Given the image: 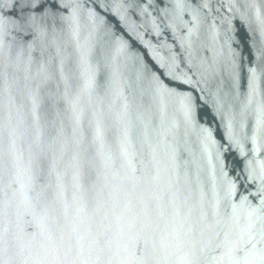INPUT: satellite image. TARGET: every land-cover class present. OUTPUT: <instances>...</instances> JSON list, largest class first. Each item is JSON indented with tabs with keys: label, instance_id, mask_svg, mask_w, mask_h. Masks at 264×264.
<instances>
[{
	"label": "water",
	"instance_id": "1",
	"mask_svg": "<svg viewBox=\"0 0 264 264\" xmlns=\"http://www.w3.org/2000/svg\"><path fill=\"white\" fill-rule=\"evenodd\" d=\"M0 264H264V0H0Z\"/></svg>",
	"mask_w": 264,
	"mask_h": 264
}]
</instances>
